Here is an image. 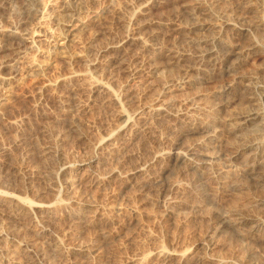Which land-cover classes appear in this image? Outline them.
<instances>
[{"label":"rangeland","instance_id":"1","mask_svg":"<svg viewBox=\"0 0 264 264\" xmlns=\"http://www.w3.org/2000/svg\"><path fill=\"white\" fill-rule=\"evenodd\" d=\"M236 1L0 0V187L26 200L16 219L10 209H0V234L7 236L15 262L21 257L16 264H34L31 254L39 251L50 264H160L168 254L186 264L198 259L199 264H264V172L258 166L264 164V126L234 134L228 126L235 121L227 124L230 116L250 110L241 95L264 81V0ZM197 2L224 16L232 25L228 33L219 35L208 22L196 25L187 19L185 11ZM27 10L34 16L26 20ZM70 24L71 30L85 29L65 53L58 38ZM231 28L243 30L237 37L241 45L254 47L237 68L224 72L219 64L195 65L192 41L216 36L228 42ZM9 31L21 41L2 36ZM10 42H21L20 51L9 50ZM36 65L43 68L39 74L32 71ZM74 72L86 76L60 85L56 93L47 88V81ZM185 73L190 84H182ZM91 81L127 101L123 117L100 95H87ZM162 104L175 118L152 115L150 110ZM256 104L264 115V101ZM128 116L133 129L120 134L115 128L123 127ZM200 123L211 124L212 137L195 131ZM141 124L145 128L136 137ZM109 131L114 135L106 145L95 147ZM180 131L182 157L196 148L210 165L198 171L177 163L165 181L173 186L164 202L156 192L133 191L123 173L144 162L155 169V152L167 155ZM253 153L260 155L258 164L249 161ZM83 163L91 165L79 166ZM90 168L101 175L112 170L102 190L92 186ZM47 200L55 205L53 219L40 218L29 205ZM104 208L112 220L94 219V211ZM222 217L231 221L225 227L219 225ZM43 221L50 226L49 236L32 230ZM48 237L62 254L49 250ZM23 240L34 251L17 252ZM89 244L88 255L72 250Z\"/></svg>","mask_w":264,"mask_h":264},{"label":"bare ground","instance_id":"2","mask_svg":"<svg viewBox=\"0 0 264 264\" xmlns=\"http://www.w3.org/2000/svg\"><path fill=\"white\" fill-rule=\"evenodd\" d=\"M238 2V0L236 1ZM244 3V2H243ZM189 4V3H188ZM235 4V3H234ZM239 4V3H238ZM237 4V5H238ZM242 4V3H241ZM29 5V4H28ZM234 6V5H233ZM240 6V5H239ZM145 7V6H144ZM187 7V6H186ZM237 7V6H236ZM234 7V8H236ZM245 7H246V4H245ZM237 9V8H236ZM240 9V8H239ZM29 10V9H28ZM26 11L25 13V16H24V19H29V17H33L34 16V13L33 16H31L32 14L30 13V11ZM240 12V11H239ZM185 14L187 15V19H190V20H193L194 22H196L197 24L196 25H200L201 22H208L209 26H211L212 29H214L216 31L217 34L219 35H222L224 33H228V29H230L229 27L232 25H229V23L227 22L226 18L224 16H221L220 13L217 15L215 12L211 11V10H208L203 8L202 5L200 3H194L191 7L187 8V10L185 11ZM185 16V15H184ZM225 20V21H224ZM229 21V20H228ZM190 22V21H188ZM230 22V21H229ZM185 23V22H184ZM194 25V24H193ZM65 26V25H64ZM66 32L64 33L63 36H60L58 38V41L60 42V45H59V49L60 50H64L65 53H66V50H67V46H68V43L75 37L76 33H79V32H82L84 29H85V26L84 25H81L79 27H75L74 29L71 30V27L72 25H68L66 26ZM69 28V30H68ZM232 29V28H231ZM213 30V31H214ZM232 32V34H229L231 35L229 38V41L228 42H225V41H219L218 42V38L215 36L213 37H207V38H198V39H194L192 41V46H193V57L194 59L196 60L195 65H198L199 68L202 69L203 68H208V67H212L213 65L215 64H219L221 66V68L223 70H225L224 72H230V70L232 71V69L235 68V65L238 64V62L241 60V57L242 56H246L248 55L249 52H251L250 50H252L251 46L249 44H247V47L244 46V45H241L239 42L241 41H238L239 38L237 37H240V35L242 34L241 32L243 30L241 29H235L233 28L232 30H230ZM246 32V30H244ZM1 32V31H0ZM75 32V33H74ZM230 33V32H229ZM215 34V33H214ZM215 34V35H217ZM244 34V33H243ZM226 35V34H225ZM246 35V33H245ZM2 36L4 37H7L8 40L10 41H13L12 39L13 38H16V40H20L19 37L17 36V34L15 32H12V31H9L7 33H4ZM197 36V35H196ZM34 37V36H33ZM33 37L31 36L30 38L33 39ZM226 37V36H225ZM227 38V37H226ZM220 39V38H219ZM244 39V38H243ZM21 41V40H20ZM247 41V40H246ZM245 41V42H246ZM16 43V42H15ZM21 43V42H20ZM20 43H17V44H14L13 42H10V49L8 47L9 50H12V51H20L21 49V44ZM244 43V42H243ZM191 44V43H190ZM7 45V44H6ZM249 45V47H248ZM254 45V44H253ZM9 46V45H8ZM15 46V47H14ZM12 47V48H11ZM114 48H117V45L116 46H113L112 49ZM254 48V47H253ZM5 50V49H4ZM64 51H62L64 53ZM17 54V53H16ZM243 60V58H242ZM240 63V62H239ZM94 66V65H92ZM234 67V68H233ZM237 68V66H236ZM235 68V69H236ZM222 70V71H223ZM32 71L33 73H36V74H39L43 71V68L39 65H36V66H33L32 67ZM187 72V71H186ZM186 74V73H185ZM86 74L84 75V73L82 74H77L76 72L74 73H71L69 74V76H66V77H63V78H57L55 80H52V81H47V88H49L50 90H52L53 93H56L58 91V87L60 85H63L68 83V82H71L72 84V81H78L80 79H83L85 78ZM189 77H187V74H186V78L184 79V81L182 82V84L184 83H189V80L187 79ZM88 79V78H87ZM86 80V79H84ZM3 80L0 79V82H2ZM195 81V80H194ZM92 82V81H91ZM181 82V81H180ZM70 84V85H71ZM90 84V85H89ZM88 84V94L87 95H91V97H94L95 95H100L102 98H103V101L102 103L104 104H108V105H113V107H115L116 109L115 110H118V115L119 117H123V109H124V106H125V103L123 101H120L119 99H117L112 93L111 91L109 90V88L105 85H102L101 83L99 84L98 82H92V83H89ZM190 84V83H189ZM192 84V83H191ZM66 86V85H65ZM76 86V84H75ZM180 86V85H179ZM67 87V86H66ZM72 89H73V86H71ZM79 87V86H77ZM87 87V86H86ZM85 87V88H86ZM181 87V86H180ZM61 88V87H60ZM69 88V86H68ZM231 87H228V88H224L225 90L220 94V95H223L221 97H225L229 90H230ZM75 89V88H74ZM85 90V89H84ZM87 91V90H86ZM233 91V90H232ZM72 92V91H71ZM77 90H76V94H77ZM80 92V91H79ZM78 92V93H79ZM58 94V93H57ZM75 94V93H74ZM243 94V93H242ZM230 95V94H229ZM241 95V94H240ZM59 96V95H58ZM62 96V95H61ZM243 96L244 100L246 99L250 105V110L248 111H244V112H240V113H237L233 116H230V119L227 121V124L229 125V123H231V121H235L234 125L231 124L228 126V128L230 127V130L232 131V133L234 134H237V133H240L243 131V128L246 129L245 127L248 126V128L250 126H252V128L254 129V131H257L259 130L260 128L263 129L262 127L264 126V118H263V113L260 112L259 109H256L255 107H257L256 105V102H261L264 101V81L261 82V83H257L254 85V87L251 89H249L246 93H244V95H241ZM239 96L241 99L242 97ZM56 97V96H55ZM57 98V97H56ZM88 98V96H87ZM95 98V97H94ZM227 98V97H226ZM225 98V99H226ZM99 99V98H98ZM60 100V99H59ZM89 100V99H88ZM95 100V99H94ZM102 100V99H101ZM64 100H62L63 102ZM91 101V100H90ZM241 101V100H240ZM246 101V102H247ZM127 102V101H125ZM60 103H61V100H60ZM65 103V101L63 102ZM89 103V102H88ZM94 104V102H93ZM127 104V103H126ZM247 104V103H246ZM63 105V104H62ZM99 105V104H98ZM248 105V106H249ZM64 106V105H63ZM84 106V105H83ZM88 106V104H87ZM85 104V106L83 107V110L85 112L89 111L90 109L88 108ZM90 106V105H89ZM247 106V107H248ZM252 106V107H251ZM61 107V106H60ZM167 106L165 105H161V106H158L156 108H152L150 111H152V115L153 116H156L157 118H160V119H163L164 121L165 120H170V117H174L170 111L166 108ZM249 108V107H248ZM62 111V110H61ZM116 113V114H117ZM115 115V114H114ZM136 116V115H135ZM62 117H66L65 115H63ZM130 116L126 117V123L123 127H119L115 128L116 131H118L120 134L121 132L122 133H125L124 129L128 128V130H131V128L133 129V126L131 127L130 124L132 123V120L129 118ZM135 118V117H134ZM137 118V117H136ZM175 118V117H174ZM209 118V117H208ZM207 119V118H206ZM195 120V119H194ZM198 120V119H197ZM136 121V120H135ZM201 121V120H200ZM206 121V120H205ZM229 122V123H228ZM226 124V123H225ZM132 125V124H131ZM137 126V125H136ZM144 125H139L135 130H134V136L137 137V135L140 133V132H143V127ZM211 124L209 123H200L199 126L195 129L196 132H198V134H200L201 136H205V137H212V130H211ZM252 129V131H253ZM257 129V130H256ZM114 130V129H113ZM176 130V129H175ZM174 131V130H173ZM253 131V132H254ZM108 132V131H107ZM106 132V137H105V133H104V138H98V142L96 143L95 147L97 148H101V146L103 144H105L106 142V138L109 139V136L111 135H114L112 134L111 131H109L110 133L107 134ZM259 132V131H257ZM261 132V131H260ZM113 133L116 134V132L113 131ZM256 133V132H255ZM126 134V133H125ZM141 134V133H140ZM252 134V133H251ZM174 135V134H173ZM121 136V135H120ZM139 136V135H138ZM241 136V135H240ZM154 137V136H153ZM111 138V137H110ZM184 133L182 134L181 131L176 134V136H174V139L172 141H170V152L167 153V155H164L162 152H161V149L159 151H156L155 152V155L153 157V163L157 162L158 164H154L155 165V169H150L149 165H153V164H147V162L145 163H140V164H134L132 167L130 168H127L126 172H122L123 173V178H124V181L126 182V184H128L132 189L133 191H139L138 189L143 190V191H146L148 193H151V192H156V196L157 197V200L158 199H161L162 202L165 201L166 199V195L168 194V192H171V188L172 186H169L167 184H165L166 180H167V176L169 175V173L173 170V167H175V165L177 163H186L185 165L188 166V168L190 169H193V170H198L201 169L199 168L200 166H208L210 164H208L206 161L207 160H204V156L202 153L199 154V150L196 151V148L193 149V148H190V152H189V155L187 157H182L180 151L182 150V148H184L185 146V142H184ZM204 138V137H203ZM257 138V137H256ZM137 139V138H136ZM252 140V139H251ZM253 141V140H252ZM96 142V141H95ZM204 142V141H203ZM242 143V142H241ZM106 145V144H105ZM135 145V144H134ZM246 146V145H245ZM105 147V146H104ZM112 147V146H110ZM125 147V146H124ZM109 149V147H107ZM122 148V147H121ZM131 148V147H129ZM115 149V147H114ZM128 149V148H127ZM186 149V148H185ZM110 150V149H109ZM108 150V151H109ZM116 150V149H115ZM121 150V149H120ZM123 150V149H122ZM264 150V149H263ZM101 151V150H100ZM104 151V150H103ZM106 151V150H105ZM107 151V152H108ZM126 151V150H125ZM112 152V151H111ZM128 152V151H126ZM199 152V153H198ZM51 153V151H50ZM102 153V151H101ZM110 153V152H108ZM131 153V152H130ZM264 153V152H263ZM100 154V153H98ZM103 154V153H102ZM119 154V153H118ZM125 154V153H124ZM127 154V153H126ZM186 154V153H185ZM49 155V154H48ZM109 155V154H108ZM107 155V156H108ZM113 155V153H112ZM133 155V154H130V156ZM99 156V155H98ZM101 156V155H100ZM127 156V155H126ZM128 156V157H130ZM248 156V155H247ZM259 154L258 153H253L252 155H250L249 157V161H252V162H255L258 164L257 162V159L259 158ZM96 157V156H94ZM151 157V158H152ZM202 162L198 160V158H202ZM246 157V156H245ZM105 158V157H104ZM94 160H90L92 162H95L96 159L93 158ZM211 159V158H210ZM209 159V160H210ZM260 159L262 160L261 162L264 163V156H260ZM114 160V159H113ZM89 161V162H90ZM104 161V160H103ZM90 162V163H92ZM142 162V161H141ZM151 162V163H152ZM260 162V161H259ZM251 163V162H250ZM84 165H91V164H80L79 166H84ZM98 165V164H97ZM256 165V164H255ZM254 165V166H255ZM121 166V165H120ZM131 166V165H130ZM149 166V167H148ZM259 169L261 171L264 172V164H259ZM89 167V166H88ZM187 168V167H186ZM254 168V167H253ZM70 169V168H69ZM68 169V170H69ZM91 169V168H90ZM251 170V169H250ZM91 174L89 175L90 177V180H91V183H92V186L95 188V189H100L102 190V188L105 186L106 184V179L110 176H112L113 172L112 170H110L107 174L105 173L104 175H101V174H97L94 172V170L91 169ZM99 171V170H98ZM125 171V170H124ZM260 171V172H261ZM121 173V175H122ZM229 173V172H228ZM260 174H263V173H260ZM121 177V176H120ZM119 178V177H118ZM71 179V178H70ZM75 180V179H74ZM108 180V179H107ZM120 180V179H119ZM123 180V179H122ZM86 181V180H85ZM109 181V180H108ZM107 181V182H108ZM115 181V180H114ZM4 182V181H3ZM69 182V181H68ZM243 183V182H242ZM161 184H164V185H161ZM2 185V184H1ZM8 186V185H7ZM93 188V189H94ZM156 190V191H155ZM97 191V190H96ZM149 195V194H148ZM167 200V199H166ZM184 200V199H183ZM25 202L26 200L21 196V195H15V194H12L10 193V190L7 189V187L5 188V185H4V188L0 187V209L1 208H8L10 209L9 211H11V214H12V217L13 218H18L19 216L21 217V213L24 212V205H25ZM81 202V201H80ZM30 202H28L29 204ZM85 203V202H84ZM83 203V204H84ZM161 203V202H160ZM168 203V202H167ZM166 203V204H167ZM172 203V202H171ZM175 203V202H174ZM177 203V202H176ZM175 203V204H176ZM165 204V203H164ZM31 205V208L33 209V212L35 215L37 216H40V218L44 215L45 217L44 218H51L53 215H54V209L53 206V203H52V200H47V201H44L42 203H32V204H29ZM67 205V204H66ZM88 205V203L86 204ZM172 205L169 209H172V207H174V204H170ZM26 206V205H25ZM64 206V204H63ZM84 206V205H83ZM165 206V205H164ZM86 207H92L91 204L89 206H86ZM167 207V206H166ZM26 208V207H25ZM168 208V207H167ZM7 209V210H8ZM96 209V208H95ZM27 210V209H26ZM5 211V209H4ZM29 211V210H28ZM1 212V211H0ZM8 212V211H7ZM30 212V211H29ZM170 211H168V213H170ZM175 212V211H174ZM6 213V212H5ZM10 213V212H9ZM32 213V212H31ZM59 213V212H58ZM109 209L108 208H104L102 209V211L98 210V211H94V219H104V220H107V221H111L112 220V217L111 215L109 214ZM234 213V212H233ZM7 214V213H6ZM25 214V213H24ZM8 215V214H7ZM30 215V214H29ZM25 216V215H24ZM23 216V217H24ZM92 217V218H93ZM11 218V217H10ZM9 218V219H10ZM32 218V217H31ZM237 218V217H236ZM8 219V220H9ZM20 219V218H19ZM43 219V217H42ZM53 219V218H51ZM29 220V219H28ZM55 220V219H54ZM19 221V220H17ZM56 221V220H55ZM219 225L221 227H225L228 225V219L227 218H220L219 220ZM234 221V220H233ZM2 222V221H1ZM8 222V221H7ZM30 222V221H29ZM28 222V223H29ZM42 222V220H41ZM53 222V221H52ZM231 222V221H230ZM229 222V223H230ZM16 223V222H15ZM231 225V224H230ZM6 226V225H5ZM8 226V225H7ZM6 226V227H7ZM11 226V225H9ZM31 226V225H30ZM53 226V225H52ZM15 227V226H14ZM50 226L48 225V223L44 222L41 224V225H37L36 227H33L32 230L35 231L38 235H47L49 236V232L51 230H49ZM235 227V226H234ZM11 228V227H9ZM16 229V228H15ZM11 230V229H10ZM14 230V229H13ZM53 231V230H52ZM14 233V232H13ZM12 233V234H13ZM35 233V234H36ZM34 234V233H33ZM9 235V234H8ZM45 236V237H47ZM13 237V236H12ZM44 237V239H45ZM14 238V237H13ZM7 236H5L4 234H0V244H3L2 246H0V264H16V262H18L17 260L21 257H18L16 259V262H15V259L13 258V256L11 255V248L6 244L7 242ZM17 240V239H16ZM10 241V240H9ZM27 241V240H26ZM30 241V240H29ZM22 242V241H21ZM23 244H19L20 248L17 250V252L19 253H23L24 255L28 254V253H31L29 251V249L31 248V251H34L32 250V245L29 243V242H22ZM9 244V243H8ZM17 244V243H16ZM12 245V244H11ZM48 245L50 246L49 250L51 249L53 251L54 254H58L62 252H60V248L58 247V245L56 244V242L54 243L53 240L50 239V237H48ZM15 246H13L14 248ZM92 245L89 244V245H85V246H82L80 247V249H72L73 251H80V252H84L86 253L87 255L90 254L92 252ZM46 249V247H45ZM16 250V249H15ZM51 251V252H52ZM36 252V251H35ZM42 252V251H41ZM50 253V251H49ZM160 255V252H158ZM157 254V253H156ZM165 254V253H164ZM168 254V253H167ZM17 256V254H15ZM31 255H34V264H50L49 262V259L47 258V254L45 255L44 252L43 253H40L37 252V253H34V254H31ZM49 255V254H48ZM157 255V257H158ZM163 255V253H162ZM19 256V255H18ZM31 257V256H29ZM50 257V256H49ZM57 257V256H56ZM156 257V258H157ZM160 257V256H159ZM181 257V256H180ZM14 260H13V259ZM16 258V257H15ZM187 258V257H186ZM19 259V260H20ZM23 259V258H22ZM29 259H32V258H29ZM28 259V260H29ZM158 259H161V258H158ZM177 257L173 254H168L166 257L163 258V261L161 260L162 263L160 264H168L170 262H174V264H186V262L177 259ZM183 259V258H182ZM131 260V259H130ZM184 260V259H183ZM188 260V259H187ZM134 261V260H133ZM176 261V262H175ZM200 259H198L197 261H195L194 263L195 264H199L200 262ZM203 261V260H202ZM22 261H20L19 263L21 264ZM135 262V261H134ZM159 262V261H158ZM216 262V261H215ZM27 263V262H26ZM29 263H31L29 261ZM131 263V262H130ZM202 263V262H201ZM218 263V262H217ZM28 264V263H27ZM142 264V263H141ZM156 264V263H155Z\"/></svg>","mask_w":264,"mask_h":264}]
</instances>
